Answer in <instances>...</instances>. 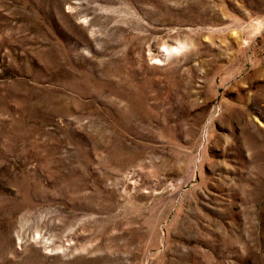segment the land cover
<instances>
[{
  "label": "rangeland",
  "instance_id": "obj_1",
  "mask_svg": "<svg viewBox=\"0 0 264 264\" xmlns=\"http://www.w3.org/2000/svg\"><path fill=\"white\" fill-rule=\"evenodd\" d=\"M0 264H264V0H0Z\"/></svg>",
  "mask_w": 264,
  "mask_h": 264
}]
</instances>
